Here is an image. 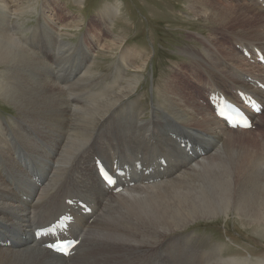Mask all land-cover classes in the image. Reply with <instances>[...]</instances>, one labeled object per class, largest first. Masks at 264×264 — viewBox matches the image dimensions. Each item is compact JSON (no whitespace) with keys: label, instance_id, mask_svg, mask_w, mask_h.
I'll use <instances>...</instances> for the list:
<instances>
[{"label":"bare ground","instance_id":"bare-ground-1","mask_svg":"<svg viewBox=\"0 0 264 264\" xmlns=\"http://www.w3.org/2000/svg\"><path fill=\"white\" fill-rule=\"evenodd\" d=\"M189 1V9L197 17L211 20L219 25L218 30L233 34L250 50L255 44L264 49V9L257 0H241L233 13L227 5L216 0ZM110 16L107 14L102 22L108 19L110 22ZM42 18L47 17L43 15ZM110 28L108 24L107 38L97 37L93 42L110 49L116 45L119 37H110L114 34ZM9 31L0 30V65L4 67L0 76V96L13 104L18 115L0 132V240H13L9 247H0V264H148V260L155 259L204 260L205 256L200 257L207 250L196 249L190 236H181V230L197 218H212L229 211L238 215L242 212L247 216L246 222L250 220L264 228L263 136L257 134L259 147L247 152L245 147L249 140H246L245 133L251 130L226 128L208 105L198 101L199 96L194 100L172 81H163L160 85L171 114L153 108L149 118H143L134 107L137 99L130 97L137 88L138 78L120 82L127 72L124 64L117 68L119 76L116 73L111 81L97 80L100 86L95 84V71L87 65L83 66L82 73L76 69L68 76L61 73L63 69L59 66V70L52 72L53 79L50 62L56 61L58 55L62 58L73 55L64 51H53L43 57L40 54L45 65L42 68L37 56L20 45L25 43L24 39L20 38L19 44ZM213 32L211 30L208 35ZM59 40V44L66 46L65 41ZM219 46L227 56L221 55ZM119 55V60L124 62V52ZM92 56L85 51L83 59L89 61ZM191 60L206 76L208 84L221 85L220 89L225 92H231L232 83L237 78L236 71L246 72L264 82V67L251 63L235 48L224 46L218 38L207 40L203 55L192 54ZM223 62L232 64L233 70H227ZM133 66L137 69L144 65ZM82 74L92 76L87 82L94 90L87 91L89 97L82 100L83 104L76 96L63 91L76 83H85L80 82L84 79ZM63 76L70 80L65 82ZM231 79L228 84L227 80ZM246 88L264 103L263 91L247 83ZM260 117L253 116V119L261 125L263 119ZM24 122L42 129L45 152L37 145L36 149L32 148L38 159L28 158L21 149L23 147L12 143L13 129ZM180 130L206 146L208 152L195 159L185 154L169 135L179 134ZM235 144L240 148L231 152L235 160L229 167L223 163L224 157L227 158L226 152ZM116 152L122 156L142 153L145 161H149L147 155L162 153L173 160L164 172L157 173L158 181L133 185L113 194L102 189L92 158L99 155L109 164ZM219 168L223 174L215 182L216 186L206 176L208 171ZM191 175L201 183L193 202L196 209L187 205L192 197L188 191L181 193L183 200H175L173 195L183 178ZM242 178L251 181V190H245L243 196L241 192L237 193ZM23 194L28 200L22 198ZM73 195L92 200L96 210L91 221L79 224L82 238L78 250L71 257L64 258L42 248L41 240L34 242L32 228L44 225L62 212L64 198ZM173 248H180L179 255L161 256L160 251ZM213 257L217 261L214 262L213 258L212 264H249L243 258ZM254 264H264V259Z\"/></svg>","mask_w":264,"mask_h":264},{"label":"rangeland","instance_id":"rangeland-1","mask_svg":"<svg viewBox=\"0 0 264 264\" xmlns=\"http://www.w3.org/2000/svg\"><path fill=\"white\" fill-rule=\"evenodd\" d=\"M4 1L0 0V10L1 12L3 11L2 13L0 12V30H10L9 33L17 42H19L20 38H23L25 43L20 44L19 42V44L24 49L26 48V51L32 52L40 61L45 54L49 55L53 51H64L68 52L69 55H73L70 58H67L66 55L64 58L58 55L56 61L50 62L51 68L49 70L52 77L53 70H59V66H62L63 69V71L60 69L61 73L68 76V74L76 69H80L82 73L83 66L87 65L86 67H89L93 72L95 71V74H93L95 84L100 86L99 80L108 82L116 76V73L119 76L117 68L123 67L122 65L124 64L127 72H125L120 82L122 84L130 78H138L137 88L131 93L130 97L137 99L134 107L138 108L137 111L141 112L140 116L143 118H149L153 108H157L160 112L165 111L171 114L160 91V85L163 81H172L175 83L174 86L179 90L188 92L193 99L196 96L204 95L205 86L208 84L207 78L199 72L197 64L191 60V55L197 54V52L199 55H203V48L207 40L218 38V41L224 46L227 45L235 48L240 55L242 54L238 50L237 45L239 44V46L243 47L245 45V42L234 38L233 34L222 33L217 29L219 25L213 23L211 20L194 15L189 9V0ZM216 1L227 5L233 13L236 11L235 5L241 0ZM13 12H15V19L12 17ZM107 14L111 15V23L109 19L107 22H102V19L104 20ZM43 15L47 17L45 20L42 18ZM108 24L111 27V32L114 33L113 35L110 34V37H119V42L111 49L109 47H100V45L98 46L93 42L97 37L105 39L109 36L106 30ZM211 30L214 32L209 36L208 33ZM106 34L107 36H105ZM58 39L62 42L65 41L66 46L59 44ZM254 46L261 48L264 53L262 47L256 44ZM219 48L221 55L227 56L220 46ZM85 51H89L93 55L90 58L91 60L87 61L86 58L83 59ZM122 51L125 54L124 62L122 59L119 60L118 57ZM82 62H86V64ZM42 64V68H44L45 65L43 62ZM133 65L144 66L135 69ZM255 65L260 66L258 63H255ZM223 66L227 70H233L232 64L223 62ZM176 68L178 71L175 70ZM0 69H2L0 70L2 72H0L1 76L4 72V67L0 65ZM240 72L247 74L243 71H236L237 78H235L236 82L232 83V87L238 86L248 90L246 82L240 77ZM82 75L84 79L80 82L84 81L85 83H76L77 85H71L69 88L63 90L71 94V96H76L75 98L81 104L88 100L87 91H94L88 86L89 83L87 82L92 76ZM53 79H55V76ZM67 80H70V78ZM227 81L229 84L232 82V79ZM221 87V85L218 86V88ZM188 88L192 89V91ZM228 89L231 90L230 88ZM73 92L76 93L74 94ZM202 99L200 98L198 101L201 102ZM10 103L0 96V132H3L2 128L6 124L11 125V120L18 115L13 104ZM203 104L207 105L206 103ZM263 115H255L261 116L260 119H263L261 125L257 124L254 129H249L252 132L245 133L248 136L246 140H249L245 147L247 152H252L253 149L259 147L260 141L257 140V134H260L259 136H263L264 138V132L261 133V129L264 127ZM13 130L15 131H13L14 140L12 143L23 147L21 149H23L22 151H24L26 156L28 154V158L38 159L35 158L36 152L33 150L36 149V145L45 152V139L41 135V128L33 125L29 126V123L24 122ZM179 134L187 136L183 130H180ZM239 148L240 145L235 144L233 149H229L225 155L227 158L224 157L223 163L229 164V167H231L235 160V155L233 156L231 152L239 150ZM221 174H223V170L219 168L217 171H208L206 177H209V180L215 184ZM250 183V179L242 178L241 188L238 189L237 193L241 192V196H243L245 190H251L249 188ZM215 185L217 186V184ZM200 186L201 183L195 175L183 178L173 193L175 200H183L181 193L188 191V194L192 197L190 198L191 202H187V205L196 209V204H193V202H195L194 198ZM239 214L229 211L227 214H221L212 218H197V220L181 230L183 232L181 236H190L189 239L193 242L196 249L207 250L206 252H209H204L200 257L203 258L205 256L204 260L155 259L148 260V264H204L203 262L205 264H212L213 256L217 257V255L236 257L238 259L243 258V260H248L249 264H254L257 260L264 259V228L262 227L261 229L250 220L249 223L246 222L248 220L247 216H243L242 212H239ZM163 251H160V254H163L161 256H166L167 258L172 257V255H179V251L181 250L180 248H173V250L168 249V251ZM215 260L216 258H214V262Z\"/></svg>","mask_w":264,"mask_h":264},{"label":"clouds","instance_id":"clouds-1","mask_svg":"<svg viewBox=\"0 0 264 264\" xmlns=\"http://www.w3.org/2000/svg\"><path fill=\"white\" fill-rule=\"evenodd\" d=\"M12 17H13V19H15L16 17H15V12H13V14H12Z\"/></svg>","mask_w":264,"mask_h":264}]
</instances>
